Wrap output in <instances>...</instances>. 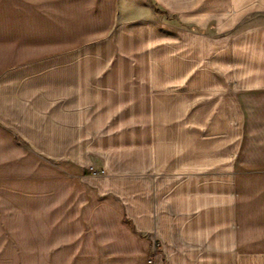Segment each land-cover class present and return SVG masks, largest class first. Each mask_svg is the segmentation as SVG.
Returning <instances> with one entry per match:
<instances>
[{"label": "crops", "instance_id": "1", "mask_svg": "<svg viewBox=\"0 0 264 264\" xmlns=\"http://www.w3.org/2000/svg\"><path fill=\"white\" fill-rule=\"evenodd\" d=\"M152 29L0 0V264H264V47L174 74Z\"/></svg>", "mask_w": 264, "mask_h": 264}, {"label": "rangeland", "instance_id": "2", "mask_svg": "<svg viewBox=\"0 0 264 264\" xmlns=\"http://www.w3.org/2000/svg\"><path fill=\"white\" fill-rule=\"evenodd\" d=\"M120 4L125 17L140 18L141 24L153 28L158 68L171 64L176 74L189 64L190 71L195 70L199 50L204 52L205 72H210L214 51L227 55L228 41L235 40L238 62L246 53L251 64L247 69L254 73L261 69L264 0H120ZM239 70L244 71L243 64H238Z\"/></svg>", "mask_w": 264, "mask_h": 264}, {"label": "built area", "instance_id": "3", "mask_svg": "<svg viewBox=\"0 0 264 264\" xmlns=\"http://www.w3.org/2000/svg\"><path fill=\"white\" fill-rule=\"evenodd\" d=\"M91 173H94V170H92L91 167L88 168ZM146 264H154L153 258L151 256H148L146 259Z\"/></svg>", "mask_w": 264, "mask_h": 264}, {"label": "trees", "instance_id": "4", "mask_svg": "<svg viewBox=\"0 0 264 264\" xmlns=\"http://www.w3.org/2000/svg\"><path fill=\"white\" fill-rule=\"evenodd\" d=\"M156 13H158V14H159L160 12L156 10Z\"/></svg>", "mask_w": 264, "mask_h": 264}]
</instances>
